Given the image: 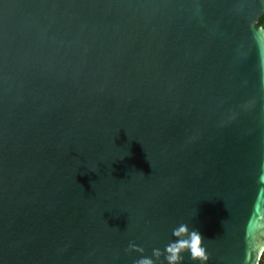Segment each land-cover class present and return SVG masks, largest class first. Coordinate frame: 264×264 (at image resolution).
Masks as SVG:
<instances>
[{
    "label": "water",
    "instance_id": "obj_1",
    "mask_svg": "<svg viewBox=\"0 0 264 264\" xmlns=\"http://www.w3.org/2000/svg\"><path fill=\"white\" fill-rule=\"evenodd\" d=\"M263 15L264 0H0V264H134L181 223L207 264H251Z\"/></svg>",
    "mask_w": 264,
    "mask_h": 264
},
{
    "label": "clouds",
    "instance_id": "obj_2",
    "mask_svg": "<svg viewBox=\"0 0 264 264\" xmlns=\"http://www.w3.org/2000/svg\"><path fill=\"white\" fill-rule=\"evenodd\" d=\"M261 31H264V25L261 26ZM259 183H264V174L260 175ZM172 235L175 238L174 241L169 242L163 252L153 249L152 257L142 255L141 258L134 261V264H155L156 260L162 256L165 264H182L185 253L190 254L194 264H207L209 257L204 247V238L198 230H190L187 224L181 223L173 229ZM128 251L143 253L144 250L130 243ZM252 251L255 252V260H251L252 253L249 252L246 255V261H251V264H260L261 261H264V244L258 245Z\"/></svg>",
    "mask_w": 264,
    "mask_h": 264
},
{
    "label": "trees",
    "instance_id": "obj_3",
    "mask_svg": "<svg viewBox=\"0 0 264 264\" xmlns=\"http://www.w3.org/2000/svg\"><path fill=\"white\" fill-rule=\"evenodd\" d=\"M260 25H264V15L260 18ZM260 264H264V261H261Z\"/></svg>",
    "mask_w": 264,
    "mask_h": 264
}]
</instances>
